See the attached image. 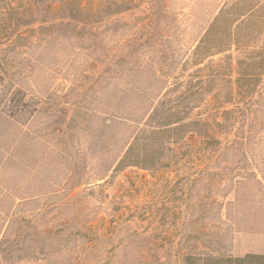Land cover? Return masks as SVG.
<instances>
[{
  "label": "rangeland",
  "instance_id": "rangeland-1",
  "mask_svg": "<svg viewBox=\"0 0 264 264\" xmlns=\"http://www.w3.org/2000/svg\"><path fill=\"white\" fill-rule=\"evenodd\" d=\"M3 1L1 76L42 107L23 128L31 135L26 140L0 118V185L2 193L17 199L4 198L2 210L24 200L23 213L35 227L39 223L33 211L48 206V229L68 226L83 232L47 264H78L73 261L83 254L87 257L79 264H184V256L264 252V195L262 200L257 194L247 208H226L234 193L227 196L231 176L223 174L240 168L234 164H187L182 156L180 164L165 160L146 171L129 167L109 173L107 180L112 178L104 187L73 190L81 179L106 173L82 167L70 171L66 161L92 160L103 153L111 160L109 130L100 136L101 125L110 123L109 89L94 83L113 58L123 56L130 42L146 33L150 0H57L47 6L33 0ZM226 1L164 0L156 10L166 9L177 25L175 38L189 50ZM83 114L88 115V131L69 138L58 132ZM100 137L104 148L97 145ZM260 169L264 187V164ZM200 172L222 175L212 179ZM3 225L2 218L0 239ZM13 264L44 263L21 252Z\"/></svg>",
  "mask_w": 264,
  "mask_h": 264
},
{
  "label": "trees",
  "instance_id": "trees-1",
  "mask_svg": "<svg viewBox=\"0 0 264 264\" xmlns=\"http://www.w3.org/2000/svg\"><path fill=\"white\" fill-rule=\"evenodd\" d=\"M56 1L33 0L41 6ZM163 1H149L146 33L130 42L125 54L113 58L96 76L94 85L101 88L105 83L109 89L110 123L101 125L100 136L109 130L111 160L105 153L95 154L92 160L87 156L68 159L70 171L78 167L107 169L106 173L96 172L93 179H81L73 190L82 185L88 190L104 187L114 174L129 167L146 171L162 166L165 160L180 164L183 156L187 164L240 166L223 174L231 176L227 196L234 193L226 208H247L257 194L262 200L264 195L259 176L264 164V0H227L218 6L189 50L175 38L177 25L169 20L166 9L156 10ZM41 107L0 73V118L21 131L25 140L31 135L23 128ZM88 123L87 114L77 115L67 122L66 131L60 127L58 132L63 131L64 138L74 137L88 131ZM101 137L97 145L104 148ZM236 170L238 175H234ZM199 174L212 179L222 175ZM2 192L0 185V220L4 221L0 264H13L21 252L47 264L53 253L82 235L81 230L72 231L68 226L48 229V206L32 213L43 228L39 224L33 227L23 213L24 200L3 211L4 198L17 199ZM86 257L83 254L73 262L79 264ZM182 263L264 264V255H191L184 256Z\"/></svg>",
  "mask_w": 264,
  "mask_h": 264
},
{
  "label": "crops",
  "instance_id": "crops-1",
  "mask_svg": "<svg viewBox=\"0 0 264 264\" xmlns=\"http://www.w3.org/2000/svg\"><path fill=\"white\" fill-rule=\"evenodd\" d=\"M251 253L258 254V255H264V252H258V251L257 252L256 251H251L250 253H246L244 255L251 254Z\"/></svg>",
  "mask_w": 264,
  "mask_h": 264
}]
</instances>
